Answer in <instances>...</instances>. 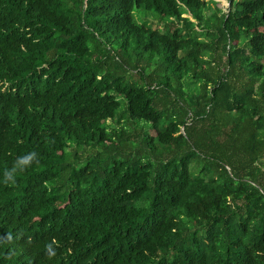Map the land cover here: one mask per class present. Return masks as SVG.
<instances>
[{"label":"trees","instance_id":"trees-1","mask_svg":"<svg viewBox=\"0 0 264 264\" xmlns=\"http://www.w3.org/2000/svg\"><path fill=\"white\" fill-rule=\"evenodd\" d=\"M0 0V264H264V0Z\"/></svg>","mask_w":264,"mask_h":264},{"label":"rangeland","instance_id":"rangeland-1","mask_svg":"<svg viewBox=\"0 0 264 264\" xmlns=\"http://www.w3.org/2000/svg\"><path fill=\"white\" fill-rule=\"evenodd\" d=\"M224 5H226V1L225 0H219V7H224Z\"/></svg>","mask_w":264,"mask_h":264}]
</instances>
